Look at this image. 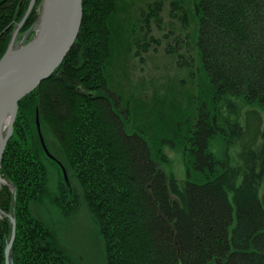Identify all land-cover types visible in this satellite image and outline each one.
I'll use <instances>...</instances> for the list:
<instances>
[{"label":"trees","instance_id":"16d2710c","mask_svg":"<svg viewBox=\"0 0 264 264\" xmlns=\"http://www.w3.org/2000/svg\"><path fill=\"white\" fill-rule=\"evenodd\" d=\"M82 2L78 36L18 103L4 147L0 264L8 214L16 224L12 264H72L31 212L47 194L43 158L51 160L36 110L45 146L80 188L61 173L49 199L66 217L84 203L105 263L264 264V0H172L188 53L170 44L178 66L169 73L156 62L140 83L127 74L160 45L151 22L160 24L165 0H149L137 19L123 16L131 0ZM27 3L0 0V55ZM166 149L181 155L183 184L159 166L168 163Z\"/></svg>","mask_w":264,"mask_h":264},{"label":"rangeland","instance_id":"374dc122","mask_svg":"<svg viewBox=\"0 0 264 264\" xmlns=\"http://www.w3.org/2000/svg\"><path fill=\"white\" fill-rule=\"evenodd\" d=\"M29 1L30 0H28L26 9L29 6ZM148 1L149 0H131L134 6H132L129 11L128 6L125 7L127 8V13L123 14V16L126 18L130 14L132 19H137L138 17L143 18L144 15L142 14L143 12L141 9L148 3ZM42 5V0H34L29 13L27 14V16L29 15L28 20L24 25L21 24L22 26H19V30L15 34L14 47H20L21 44H26L33 39L38 27L37 21L40 17ZM179 6L183 8L180 4ZM162 9L160 24L156 25L155 22H151V32H153V36L161 43L160 45H158L159 43H152L149 50L146 52L147 58L139 64L140 69L137 68V66H133L128 71V80H131V82L136 81L140 83L141 80H145L149 76L154 75V63L156 62L160 66L167 65L168 72L172 73V68L178 66L177 60L179 59L176 55H172L167 51V49H171L169 46L170 44L171 47H177V52L188 53L186 51L187 44H189L187 40L188 36L184 35L187 27L183 25V20H180L178 15H172V12L175 11L172 7V0H165ZM183 9L187 10L188 8ZM23 14L21 15L22 17ZM20 20L21 19H19V21ZM18 22L12 26L9 32V39L4 47L3 53L6 51L12 32L16 28ZM175 39H179L180 42H174ZM153 45L155 48H152ZM184 72L185 71H181L180 74H184ZM142 76L145 77L141 79ZM262 125L264 128V117ZM47 137L48 144L54 151H57L56 148H54L55 146L51 145L54 143L51 136L47 134ZM166 151L168 163L165 165H159L162 172L165 174H168L169 172L173 173L177 181L183 184V182L187 180V172L184 169V162L182 161L181 155L178 152L176 153L175 151L168 149H166ZM43 164L46 168L45 179L47 194L42 198L41 202L31 205V212H33L34 216L45 222L49 228L54 230L53 233H55V240L70 255L72 264H107L105 263L104 241H102L95 220L89 214L84 203L79 207V211L66 217L61 211H59L57 205L49 199L50 196L53 197L58 191L57 184L59 181V175L62 172L60 167L53 160L43 158ZM67 176L71 178L73 187L77 188L80 193L77 181L71 177L70 173ZM0 179L4 181L3 178L0 177ZM262 179L258 191L260 199L264 205V177ZM192 181L194 180L192 179ZM5 182L6 181H4V183ZM1 186L2 184L0 187ZM233 225V223L230 225L229 232Z\"/></svg>","mask_w":264,"mask_h":264},{"label":"water","instance_id":"95a60500","mask_svg":"<svg viewBox=\"0 0 264 264\" xmlns=\"http://www.w3.org/2000/svg\"><path fill=\"white\" fill-rule=\"evenodd\" d=\"M33 2L34 0L29 1L28 8L12 32L6 51L0 56V163L4 147L13 132L18 103L43 79L54 73L72 47L81 26L82 0H42L43 5L37 21L39 25L33 39L21 44L20 47H14L15 34L26 19ZM35 114V125L43 152L60 167L62 177L69 185L65 167L45 146L37 110ZM7 217L10 231L3 257L4 264H12L16 224L12 214H8Z\"/></svg>","mask_w":264,"mask_h":264},{"label":"bare ground","instance_id":"6f19581e","mask_svg":"<svg viewBox=\"0 0 264 264\" xmlns=\"http://www.w3.org/2000/svg\"><path fill=\"white\" fill-rule=\"evenodd\" d=\"M39 25V22L37 23V26ZM38 28V27H37ZM4 181L0 179V185L3 184Z\"/></svg>","mask_w":264,"mask_h":264}]
</instances>
